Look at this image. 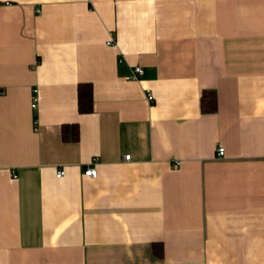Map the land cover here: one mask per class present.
I'll return each mask as SVG.
<instances>
[{
	"label": "crops",
	"instance_id": "obj_1",
	"mask_svg": "<svg viewBox=\"0 0 264 264\" xmlns=\"http://www.w3.org/2000/svg\"><path fill=\"white\" fill-rule=\"evenodd\" d=\"M0 264H264V0H0Z\"/></svg>",
	"mask_w": 264,
	"mask_h": 264
},
{
	"label": "trees",
	"instance_id": "obj_2",
	"mask_svg": "<svg viewBox=\"0 0 264 264\" xmlns=\"http://www.w3.org/2000/svg\"><path fill=\"white\" fill-rule=\"evenodd\" d=\"M78 91V96H77V103H78V111L80 113L83 112H90L92 108V103H91V88L88 84H84L80 86ZM211 94V95H210ZM203 94L201 99V111L203 113H212L215 111L216 106H215V96L213 93H209V95ZM204 97H209V102L204 104L203 98Z\"/></svg>",
	"mask_w": 264,
	"mask_h": 264
},
{
	"label": "built area",
	"instance_id": "obj_3",
	"mask_svg": "<svg viewBox=\"0 0 264 264\" xmlns=\"http://www.w3.org/2000/svg\"><path fill=\"white\" fill-rule=\"evenodd\" d=\"M142 74H143V72H142V68L140 66L139 67H134V68L131 69V74H130V76L127 77V79L138 80ZM33 93H34V96H35L36 95V91L34 90ZM145 98L150 103H152L154 101L150 90H145ZM35 102H36V98L33 97L32 102H31V105H32L33 108H35V106H36ZM223 153H224V150L222 148H220V147L216 148V157L217 158H222L223 157ZM129 157H130L129 154L128 155H124L123 160L128 161ZM63 174H64L63 169H58L56 171V173H55V177H61ZM83 176H89L91 178H95L96 177L95 168L90 167V166L87 167L85 169V171L83 172Z\"/></svg>",
	"mask_w": 264,
	"mask_h": 264
}]
</instances>
